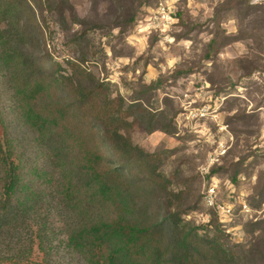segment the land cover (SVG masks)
Listing matches in <instances>:
<instances>
[{
  "label": "rangeland",
  "instance_id": "rangeland-1",
  "mask_svg": "<svg viewBox=\"0 0 264 264\" xmlns=\"http://www.w3.org/2000/svg\"><path fill=\"white\" fill-rule=\"evenodd\" d=\"M19 1L17 17L50 72L68 75L70 61L81 63L124 105L132 141L152 156L154 176L145 170L141 185L151 210L179 211L200 233L221 231L236 264H264V0ZM160 2L172 18L157 26ZM12 93L0 73V108L20 149L49 167L30 129L11 113ZM68 94L54 87V95ZM211 183L229 209L222 215L205 201ZM50 203L44 211L51 225L67 231L74 213ZM63 232L50 263L80 264ZM25 257L41 261L44 253L36 244Z\"/></svg>",
  "mask_w": 264,
  "mask_h": 264
},
{
  "label": "trees",
  "instance_id": "trees-1",
  "mask_svg": "<svg viewBox=\"0 0 264 264\" xmlns=\"http://www.w3.org/2000/svg\"><path fill=\"white\" fill-rule=\"evenodd\" d=\"M23 9L19 0L1 5L0 73L12 83L11 113L50 166L27 159L0 108V264H51L63 232L44 211L51 200L74 213L63 243L80 264H236L221 231L200 233L179 211L151 210L141 185L145 170L154 176L152 156L132 141L124 105L81 63L70 61L68 75L50 72L17 17ZM56 86L69 94L54 95ZM36 244L44 259H26Z\"/></svg>",
  "mask_w": 264,
  "mask_h": 264
},
{
  "label": "built area",
  "instance_id": "built-area-1",
  "mask_svg": "<svg viewBox=\"0 0 264 264\" xmlns=\"http://www.w3.org/2000/svg\"><path fill=\"white\" fill-rule=\"evenodd\" d=\"M171 14L170 8L163 2H160L157 9V15L155 16V23L157 26L166 25L172 18ZM216 195V185L211 183L205 195V201L209 207L215 208L219 215H222L223 213L227 212V210L229 211V209H227L225 205L218 203L216 200Z\"/></svg>",
  "mask_w": 264,
  "mask_h": 264
}]
</instances>
